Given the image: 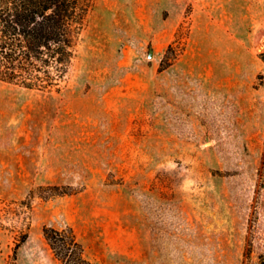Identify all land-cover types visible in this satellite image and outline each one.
Here are the masks:
<instances>
[{
	"label": "rangeland",
	"instance_id": "obj_1",
	"mask_svg": "<svg viewBox=\"0 0 264 264\" xmlns=\"http://www.w3.org/2000/svg\"><path fill=\"white\" fill-rule=\"evenodd\" d=\"M62 86L0 80V264H61L44 227L96 264H264V0H95Z\"/></svg>",
	"mask_w": 264,
	"mask_h": 264
},
{
	"label": "trees",
	"instance_id": "obj_2",
	"mask_svg": "<svg viewBox=\"0 0 264 264\" xmlns=\"http://www.w3.org/2000/svg\"><path fill=\"white\" fill-rule=\"evenodd\" d=\"M95 0H0V80L42 93L60 92L78 36ZM51 196L67 194L51 186ZM61 264L87 260L71 227H44Z\"/></svg>",
	"mask_w": 264,
	"mask_h": 264
}]
</instances>
